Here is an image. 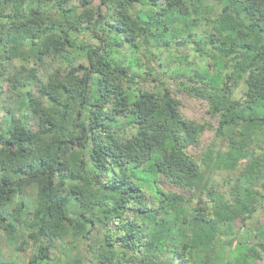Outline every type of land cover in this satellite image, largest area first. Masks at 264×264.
I'll return each instance as SVG.
<instances>
[{
    "label": "trees",
    "instance_id": "1",
    "mask_svg": "<svg viewBox=\"0 0 264 264\" xmlns=\"http://www.w3.org/2000/svg\"><path fill=\"white\" fill-rule=\"evenodd\" d=\"M162 73L219 145L188 152L208 124ZM4 80L0 228L29 264H264V0H0Z\"/></svg>",
    "mask_w": 264,
    "mask_h": 264
},
{
    "label": "rangeland",
    "instance_id": "2",
    "mask_svg": "<svg viewBox=\"0 0 264 264\" xmlns=\"http://www.w3.org/2000/svg\"><path fill=\"white\" fill-rule=\"evenodd\" d=\"M85 38V37H83ZM186 51L180 50V54L176 53L175 51H172V55H177V56H182L185 54ZM169 56V55H168ZM172 57V56H170ZM193 63H199V59L193 55V53H190V56L187 57V60H191ZM177 57H173V59H169L166 56L164 57V64L165 67L163 68L164 70H168L171 67H176L178 64ZM16 63H19L16 61ZM6 64L9 65L10 62L6 61ZM49 64V58L44 59V63L41 66V73L45 74L46 69L48 68ZM160 69V68H158ZM161 71V69L159 70ZM161 76L165 77L167 80L170 81V87L173 91L174 96L179 100V110L182 113L183 116L196 120L198 122H207L208 126L205 127L204 131L201 133L199 137V142L198 145H189L188 146V152L191 153L194 157H198V155L214 140L215 142L220 143L219 139L215 138V127L217 126V116L216 115H211L207 111V102L203 99H198L196 97L188 95L185 91L183 90H178L176 85H174V79L169 78L165 74H161ZM152 77L148 76L146 84H157V81L151 80ZM4 93L2 94V97L0 99V116H4L5 114V106L9 105L13 102L14 95L10 90V87H8L7 83L8 81L4 80ZM30 124L34 128L35 127V118L31 117L30 118ZM162 185L165 187H172L167 184L164 180L162 181ZM173 188V187H172ZM36 188L34 185H31L23 198L28 201L30 204L33 200V194L35 192ZM179 192L184 193L185 195H188L189 192L185 189L183 190H178ZM15 200L11 203V208L15 206ZM260 218H263L262 216H259ZM16 230L19 233L18 235H15L13 240L11 241L8 236L6 231H4L2 228H0V254H1V259L4 260L2 261V264H29V258L30 254L34 249L30 246H26L23 248H18V241L23 238V235L21 234L22 232L20 229L24 230V227H21L19 225H15ZM20 231V232H19ZM80 248H82L83 241L80 240L79 242ZM83 249V248H82ZM54 254L59 255V252L54 251ZM54 259L48 260V259H43L39 260L37 264H65V256L64 254L58 256V257H53ZM64 258V259H62Z\"/></svg>",
    "mask_w": 264,
    "mask_h": 264
}]
</instances>
